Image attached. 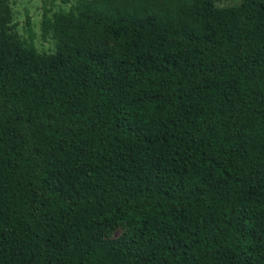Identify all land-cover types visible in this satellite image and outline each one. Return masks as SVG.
<instances>
[{
	"label": "trees",
	"instance_id": "obj_1",
	"mask_svg": "<svg viewBox=\"0 0 264 264\" xmlns=\"http://www.w3.org/2000/svg\"><path fill=\"white\" fill-rule=\"evenodd\" d=\"M222 1L45 2L41 54L0 0V264H264V0Z\"/></svg>",
	"mask_w": 264,
	"mask_h": 264
},
{
	"label": "rangeland",
	"instance_id": "obj_2",
	"mask_svg": "<svg viewBox=\"0 0 264 264\" xmlns=\"http://www.w3.org/2000/svg\"><path fill=\"white\" fill-rule=\"evenodd\" d=\"M47 2V8L51 9L49 14L52 17L55 13H67L71 7L76 5L78 0H12L11 6L14 22L18 24L17 31L21 40L29 44L34 43L41 54H52L56 52V43L51 35L44 36L42 32L43 9ZM243 0H223L217 3L218 7H229L241 4ZM30 25H27V21ZM126 227L121 226L108 239H117L124 235Z\"/></svg>",
	"mask_w": 264,
	"mask_h": 264
}]
</instances>
